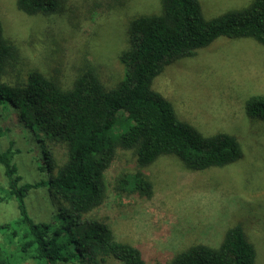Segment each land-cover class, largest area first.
Here are the masks:
<instances>
[{
	"label": "trees",
	"instance_id": "trees-1",
	"mask_svg": "<svg viewBox=\"0 0 264 264\" xmlns=\"http://www.w3.org/2000/svg\"><path fill=\"white\" fill-rule=\"evenodd\" d=\"M102 1L96 2L97 8L110 0ZM16 2L21 11L36 15L57 13L62 0ZM221 36L249 37L264 46V0L212 18L204 16L199 0H161L159 12L129 22L119 82L106 86L86 61L66 88L37 68L5 80L19 50L0 20V105L15 109L18 123L39 133L41 168L49 172L48 181L23 182L15 151L0 148L7 179V186L0 185V200H15L18 208L15 218L0 222V264L74 263L77 258L85 264H148L139 247L119 241L111 224L91 213L108 197L107 170L119 149L133 151L137 169L118 176L113 189L146 197H151L153 184L144 169L160 156L173 155L194 171L223 167L243 156L236 136L203 134L181 120L172 103L152 88L168 64L195 55ZM245 109L249 117L264 120V95L249 97ZM5 134L0 126V142ZM57 146L66 151L62 163ZM44 185L59 207L50 221L37 222L25 199L30 190ZM163 264H257L256 249L237 224L219 245H191Z\"/></svg>",
	"mask_w": 264,
	"mask_h": 264
},
{
	"label": "rangeland",
	"instance_id": "rangeland-1",
	"mask_svg": "<svg viewBox=\"0 0 264 264\" xmlns=\"http://www.w3.org/2000/svg\"><path fill=\"white\" fill-rule=\"evenodd\" d=\"M100 1L62 0L57 13L29 15L16 0H0L5 35L19 50L5 80L14 81L19 73L37 68L67 88L89 61L106 86L119 82L129 22L140 14L159 12L161 0H110L108 8H97ZM199 1L204 16L212 18L252 0ZM152 88L172 103L181 120L203 134L236 136L243 156L200 171L187 169L173 155L160 156L144 169L153 184L151 197H146L113 189L118 176L137 169L133 151L119 149L107 170L108 197L91 214L108 221L119 241L139 247L148 264L166 263L194 244L217 246L237 224L255 246L256 263L264 264V120L249 117L245 109L249 97L264 95V46L249 37L221 36L195 55L168 64ZM16 114L12 107L0 105V126L6 129L0 148L15 151L23 182L48 181V170L41 168L39 133L19 124ZM55 152L62 163L65 149L57 146ZM0 185L7 186L1 165ZM25 200L37 222L50 221L59 207L47 185L30 190ZM17 215L15 200H0V222ZM58 264L85 262L77 258Z\"/></svg>",
	"mask_w": 264,
	"mask_h": 264
}]
</instances>
